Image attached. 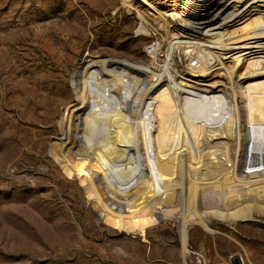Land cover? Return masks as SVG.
Wrapping results in <instances>:
<instances>
[{
  "label": "bare ground",
  "instance_id": "obj_1",
  "mask_svg": "<svg viewBox=\"0 0 264 264\" xmlns=\"http://www.w3.org/2000/svg\"><path fill=\"white\" fill-rule=\"evenodd\" d=\"M120 4L136 6L140 36L158 31L149 16L160 23L166 34H157L166 43L163 65L81 56L71 75L74 100L45 93L38 103L46 113L55 102L64 105L63 138L51 143L49 153L112 229L140 232L155 222L156 210L167 216L181 202L180 237L188 252V223L212 231L211 221L264 217V0ZM214 7V20L200 19V8L207 14ZM161 43L148 47L151 58ZM67 50H61V74L50 78L48 89L63 79ZM177 52L200 66L189 74L176 70ZM224 56L232 66L214 81L215 64L223 65ZM32 76L29 83L36 85ZM208 189L216 192L218 205L198 203L199 192Z\"/></svg>",
  "mask_w": 264,
  "mask_h": 264
},
{
  "label": "rangeland",
  "instance_id": "obj_2",
  "mask_svg": "<svg viewBox=\"0 0 264 264\" xmlns=\"http://www.w3.org/2000/svg\"><path fill=\"white\" fill-rule=\"evenodd\" d=\"M120 2L0 0V264H231L234 256L243 264H264V217L235 224L211 221L212 231L188 223L184 252L181 202L167 216L156 210L155 222L140 232L112 229L77 180L67 178L51 157V143L63 138L64 105L55 102L46 113L38 103L45 93L54 100H74L71 75L81 56L163 65L166 43L157 34H166L160 23L149 16L158 31L138 35L136 6L122 8ZM207 8L197 14L214 20L219 10L206 14ZM159 41L161 52L151 58L148 47ZM64 46L66 71L57 87L48 89L53 76L61 74L57 62ZM224 57L223 65L215 64L214 81L223 80L232 66V59ZM174 61L184 74L200 66L182 52ZM30 76L36 85H30ZM203 191L201 206L218 205L216 192ZM182 193L190 205V196Z\"/></svg>",
  "mask_w": 264,
  "mask_h": 264
},
{
  "label": "water",
  "instance_id": "obj_3",
  "mask_svg": "<svg viewBox=\"0 0 264 264\" xmlns=\"http://www.w3.org/2000/svg\"><path fill=\"white\" fill-rule=\"evenodd\" d=\"M81 188H82V187H81ZM82 190H83V189H82ZM230 263H231V264H243L241 258L238 257V256H234V257H232L231 260H230Z\"/></svg>",
  "mask_w": 264,
  "mask_h": 264
}]
</instances>
